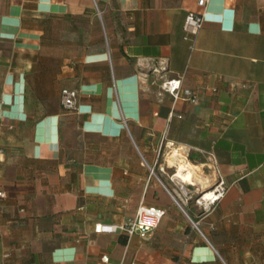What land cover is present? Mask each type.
Here are the masks:
<instances>
[{"label":"crops","instance_id":"obj_1","mask_svg":"<svg viewBox=\"0 0 264 264\" xmlns=\"http://www.w3.org/2000/svg\"><path fill=\"white\" fill-rule=\"evenodd\" d=\"M0 190V264H264V0H0ZM141 203L149 240L94 230Z\"/></svg>","mask_w":264,"mask_h":264},{"label":"built area","instance_id":"obj_2","mask_svg":"<svg viewBox=\"0 0 264 264\" xmlns=\"http://www.w3.org/2000/svg\"><path fill=\"white\" fill-rule=\"evenodd\" d=\"M206 4V0H197V5L203 7ZM204 21L203 12L195 11L188 12L184 17L183 22V38L186 40H192L194 36L201 29ZM182 76H176L170 79H166L161 82L160 87L163 91L167 92L173 102L181 99L185 100L191 104H198L199 102V92L196 89H191L182 86L181 82ZM77 92L75 89L62 88L60 91V104L64 109H74L76 107ZM172 115V114H171ZM150 174H153V168L150 169ZM182 188V187H181ZM225 192V186L223 181L218 182L213 190L211 191L212 196L208 200H203L205 202L204 208L206 209L210 204L216 202L219 198L223 196ZM5 192L0 190V197H4ZM165 214V209L154 204H143L141 203L137 210L135 217L132 221H129L125 225L115 226L109 224L99 223L95 226L94 230L96 232L101 231H115L117 229L123 231L125 235L129 238L134 234H137L143 240H149L153 231L159 225L162 217ZM100 261L102 263L108 262V257L106 255L101 256ZM94 264V263H93ZM131 264H139L134 261Z\"/></svg>","mask_w":264,"mask_h":264},{"label":"rangeland","instance_id":"obj_3","mask_svg":"<svg viewBox=\"0 0 264 264\" xmlns=\"http://www.w3.org/2000/svg\"><path fill=\"white\" fill-rule=\"evenodd\" d=\"M54 28H55L54 29L55 30L54 35L57 37V39H54V41L56 42V44H59V32H60L59 28L60 27H59V25H55ZM74 29H75V27H74ZM217 183H214L212 185L213 187L211 189H209V187L198 188L197 186H188L186 191H187V194L191 196V198L189 199V202L185 205V207L188 209V208H192L193 205L197 204L201 207V210H204L205 209L204 208L205 202L200 201V199L205 197V195L207 193H211V191L213 190V188L215 187V185ZM199 206H197V207H199Z\"/></svg>","mask_w":264,"mask_h":264},{"label":"bare ground","instance_id":"obj_4","mask_svg":"<svg viewBox=\"0 0 264 264\" xmlns=\"http://www.w3.org/2000/svg\"><path fill=\"white\" fill-rule=\"evenodd\" d=\"M183 162V161H182ZM186 163V162H185ZM186 165V164H185ZM184 167V166H183ZM187 168V167H186ZM184 170V169H183ZM189 177H190V175H188V176H185V178L184 179H189ZM182 178V177H181ZM212 196V193H207L206 195H205V197H203V198H201V200L203 201V200H208V199H210V197Z\"/></svg>","mask_w":264,"mask_h":264}]
</instances>
